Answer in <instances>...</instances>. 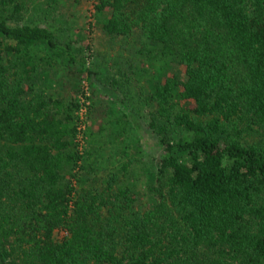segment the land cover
I'll return each mask as SVG.
<instances>
[{"label": "trees", "instance_id": "16d2710c", "mask_svg": "<svg viewBox=\"0 0 264 264\" xmlns=\"http://www.w3.org/2000/svg\"><path fill=\"white\" fill-rule=\"evenodd\" d=\"M30 2L0 0V264H264V0L95 5L90 27L136 38L113 66L160 148L146 204L118 171L89 176L106 124L130 128L94 127L89 46L20 23Z\"/></svg>", "mask_w": 264, "mask_h": 264}, {"label": "rangeland", "instance_id": "374dc122", "mask_svg": "<svg viewBox=\"0 0 264 264\" xmlns=\"http://www.w3.org/2000/svg\"><path fill=\"white\" fill-rule=\"evenodd\" d=\"M62 4V5H61ZM54 9L45 4V0H31L28 8L21 13L20 23L40 20L42 24L52 22L56 27L68 29L63 31L61 40L71 36L73 45L78 47L83 42L89 46L87 66L94 74L91 79H81V88L93 97L96 125L98 129L107 122V118L117 113L123 115L128 129L126 132L106 128L98 135L94 145L90 147L89 176L104 179L118 171L121 183L134 185L139 196L146 204V185L148 173L155 171V162L160 154L156 137L145 125L146 106L136 99V95L127 84L121 85L123 78L113 66L119 59L127 57L135 60L132 53L137 47L136 38L110 39L95 24V11L90 12L87 0L79 5L74 0H55ZM83 41V42H81ZM33 51L42 57L48 52L44 47H34ZM57 77H65L66 65L53 60ZM105 78L115 80L117 88L109 86ZM132 97V98H130ZM100 125V126H99ZM99 126V127H98ZM125 166V169H121Z\"/></svg>", "mask_w": 264, "mask_h": 264}, {"label": "built area", "instance_id": "2783aa9c", "mask_svg": "<svg viewBox=\"0 0 264 264\" xmlns=\"http://www.w3.org/2000/svg\"><path fill=\"white\" fill-rule=\"evenodd\" d=\"M87 2L89 3V9L91 13H94L95 11V5L98 3V0H87ZM85 110L82 109L81 111V116L84 114Z\"/></svg>", "mask_w": 264, "mask_h": 264}]
</instances>
